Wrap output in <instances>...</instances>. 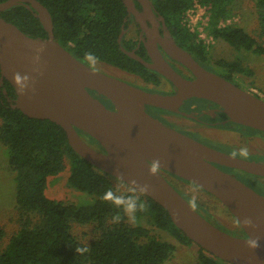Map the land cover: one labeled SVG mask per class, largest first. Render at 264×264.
I'll return each instance as SVG.
<instances>
[{
  "label": "water",
  "instance_id": "obj_1",
  "mask_svg": "<svg viewBox=\"0 0 264 264\" xmlns=\"http://www.w3.org/2000/svg\"><path fill=\"white\" fill-rule=\"evenodd\" d=\"M125 0L128 11L145 23L147 15L157 20L151 0ZM18 4L36 11L48 38L33 37L0 14L1 84L5 78L14 84L13 73L35 78L34 94L20 95L15 106L31 117L50 119L68 134L73 149L93 165L131 185L149 183L146 195L163 205L174 223L195 243L232 264H264V195L221 168L217 163L264 175V163L251 161L200 141L171 127L146 110V105L198 118L181 106L187 99L203 98L217 103L233 121L264 131V98L241 87L224 75L205 67L190 51L169 37L162 43L170 56L183 63L194 74L180 73L158 48L151 52L152 61L135 49L123 50L131 57L168 78L177 90L162 93L147 90L96 68L89 69L72 52L56 40L54 21L47 6L39 0H6L0 12ZM126 29L120 35L122 43ZM39 62L33 57L41 44ZM158 47V46H156ZM38 68L39 71H33ZM90 90L107 97L115 105L110 108ZM226 123V121H224ZM81 129L104 148L91 145ZM159 159L158 174H148V163ZM163 171L170 172L205 189L221 200L247 233L237 236L221 229L173 185ZM133 187V186H132ZM251 219L254 227L243 223ZM259 238V247L251 249L247 240Z\"/></svg>",
  "mask_w": 264,
  "mask_h": 264
},
{
  "label": "trees",
  "instance_id": "obj_2",
  "mask_svg": "<svg viewBox=\"0 0 264 264\" xmlns=\"http://www.w3.org/2000/svg\"><path fill=\"white\" fill-rule=\"evenodd\" d=\"M39 1L52 14L56 40L76 58L83 61L84 54L90 51L99 61L135 74L145 82L161 83V73L131 57L122 48L133 50L136 47L126 34L122 43L119 41L130 23L125 0ZM202 1L210 16V34L228 41L237 50L264 53L262 44L244 27L232 23L222 25L232 16L236 0ZM255 1L264 29V0ZM152 2L154 11L164 19L177 44L207 67L205 62L209 58V49L183 23L185 12L193 6L194 0ZM0 14L33 37L49 36L36 11L26 4H18ZM136 52L146 58L140 50ZM221 65L229 68L228 72L221 74L232 81L233 72L243 69L240 61H222ZM1 76L0 66V142L8 148L10 164L17 172V202L24 221L7 246L2 245L6 231L0 225V264H163L175 251L176 244L155 234L145 222L167 231L182 243L194 242L174 223L169 211L148 195L141 197L149 205L148 211L137 212L135 224L129 223L122 213L123 218L113 222L118 210L102 199L105 191L111 188L117 194H140L77 153L60 124L50 119L31 117L15 106L17 89L7 78L1 84ZM204 100L208 102L207 99L201 102ZM194 102L197 100L189 101L186 110L191 111ZM68 160L71 163L69 184L93 195L91 202L78 204L48 196L49 177L63 171ZM120 183L126 187L122 188ZM73 222L95 224L97 237L90 243L79 239L73 232ZM77 247H87L88 251L80 255L75 251ZM200 248L202 252L196 264H232L202 246Z\"/></svg>",
  "mask_w": 264,
  "mask_h": 264
},
{
  "label": "rangeland",
  "instance_id": "obj_3",
  "mask_svg": "<svg viewBox=\"0 0 264 264\" xmlns=\"http://www.w3.org/2000/svg\"><path fill=\"white\" fill-rule=\"evenodd\" d=\"M258 10V4L255 0H236L231 16L233 19L232 24L244 27L264 47V29L261 19L259 18ZM126 30V38L129 39L134 33L131 32L129 28ZM208 49V69L221 74L229 71V68L221 65L222 61H240L243 65V69L233 72L234 82L264 98V53H255L245 49L240 51L234 48L228 41L218 38ZM94 68L107 74L117 76L132 84L153 89L145 86L147 82L141 77L108 63L99 61ZM165 88H169V86L167 85ZM158 90L164 91V89ZM189 101L190 99H187L182 106L186 105ZM212 116L214 118L223 117L215 112L212 113ZM168 117L171 122H164L165 124L216 148H224L222 146L224 144L218 142L220 141L230 145H241L250 150H264V132L261 130L249 127L248 129L250 131L246 130L245 132L243 126L240 124H235L236 127L229 124L223 126H206L203 123L195 121V119L187 118L182 115L170 114ZM86 140L94 147L101 149L96 141L90 139ZM70 174L71 163L68 160L67 166L63 171L49 177V185L46 191L48 196L67 202H76L78 204L91 202L94 198L93 195L81 191L69 184ZM16 175L17 172L10 164L8 148L0 142V225L3 226L6 231V235L2 242L4 246L9 244L11 238L22 227L24 221L17 202ZM171 178L173 185L192 204L193 201H195V207L197 209L199 207L206 216L219 223L216 224L218 227L230 234L243 236L241 224L238 219L221 200L190 181L178 176ZM120 186L122 188L126 187L121 183ZM32 215L33 214H29V216ZM145 223L152 228L155 234L176 244L175 251L163 264L197 263L202 252V249L197 243H182L172 237L167 231L157 228L151 223ZM73 224V232L75 235L87 243L92 242L98 235L95 224H82L79 222H73Z\"/></svg>",
  "mask_w": 264,
  "mask_h": 264
},
{
  "label": "flooded vegetation",
  "instance_id": "obj_4",
  "mask_svg": "<svg viewBox=\"0 0 264 264\" xmlns=\"http://www.w3.org/2000/svg\"><path fill=\"white\" fill-rule=\"evenodd\" d=\"M152 4H153V2H152ZM136 5L141 12L145 11L142 3L139 0H136ZM153 7H154V5H153ZM128 28L130 29L131 32L134 33V35L131 38H129L128 40H130L132 45L136 44V47L134 49L140 50L144 54V56L146 58H148L147 60L152 61L153 57L151 55V52L154 51V48H158L160 50V52L162 53V55H164V57L180 73H182L184 76H186L188 78L194 77L193 72L188 67H186L183 63H181L180 61H178L175 58H173L172 56H170L168 54V52L165 50V48L163 47L162 43L163 42L167 43L168 39H170L169 37L173 38L175 41H176V39L168 31L167 26L165 24V21L162 17H159L157 15V20L154 21V20L150 19L149 15H147V17L145 19V23H144V21L143 22L139 21L138 18L134 14H130V23H129ZM156 46H158V47H156ZM144 49L146 51H144ZM205 64L208 66L209 63L206 61ZM166 84L169 86V88H165L167 86ZM145 86H148L149 88H153V89H148V88L144 87L147 90H151V91H155V92H162V93H172V92H175L177 90V87L175 86V84L173 82H171L165 76H163V79H162L160 84L157 85L154 83H148L147 82V84H145ZM155 89H157V90H155ZM158 89H164V91H159ZM90 91L92 92V94L97 99H99L106 106L113 108V109L115 108V105L107 97L101 95L100 93H98L94 90H90ZM202 99L203 98H191L190 99V101H196L197 100L196 103L192 104V110L189 112L194 113L195 115L198 116V118L189 117V116H186V115L181 114V113L173 112V111L167 110L165 108L152 106V105H146V110L149 113H151L154 117H156L159 120H161L162 122H166V123L171 122L169 120L168 115L174 114V115H182V116L187 117V118L195 119V121L203 123L206 126H223V125L229 124V125H234L236 127L235 124L239 125V123H236L233 121H228L229 116L222 110V108L217 103H214V102L209 101V100H208V102H206V100H204V102H201ZM185 106L186 105L182 106L181 108L183 110H186ZM186 111H188V110H186ZM213 112L218 113V115L223 116V117L222 118H214L212 116ZM224 121H226V123H224ZM240 125H242V124H240ZM242 126H243V129L245 130V132H246V130H249L248 129L249 126H245V125H242ZM78 130L80 131V133L82 134V136L85 139L94 140L93 137L90 136L85 131H83L81 129H78ZM194 133H196V132H194ZM218 142L221 144H224V145H222L224 148H219L223 151L229 152L231 154H233L235 152V153H237L236 156H239V157L251 160V161L264 163V150H261V149L250 150L249 148L247 149L241 145H237V144L236 145H230V144H227L224 142H220V141H218ZM241 149H246V151H247L246 156L239 155ZM217 164L221 168H223L224 170L233 174L234 176H236L237 178H239L240 180H242L243 182H245L246 184H248L249 186L254 188L256 191H258L259 193L264 195V175L255 174V173L246 171V170L241 169V168L230 167V166H226V165L219 164V163H217ZM163 172L166 175V177L173 183L171 177H175L176 175L172 174L170 172H167V171H163ZM204 216H206V214H204ZM206 217L209 220H211L213 223H215V224L218 223L217 221L210 219L208 216H206ZM241 232H242L243 236H247V233L245 232V230L243 229L242 226H241Z\"/></svg>",
  "mask_w": 264,
  "mask_h": 264
},
{
  "label": "clouds",
  "instance_id": "obj_5",
  "mask_svg": "<svg viewBox=\"0 0 264 264\" xmlns=\"http://www.w3.org/2000/svg\"><path fill=\"white\" fill-rule=\"evenodd\" d=\"M45 48V44H41L40 48L37 50V55L33 57V63L37 64L39 62V52L43 51ZM83 62L89 69H92L99 62V58L95 56L92 52H86L83 57ZM33 71H39L38 68H34ZM13 81L16 85L18 92L20 95H25L29 90H31L34 94V84L35 78L31 77L29 74L21 75L19 72L13 73ZM233 155H237V153H233ZM239 155L246 156V149H241ZM161 166V161L159 159L152 160L148 163V174L150 176H155L158 174V171ZM132 191L138 192L139 196H130L117 194L111 188L107 189L102 197V199L112 204L118 211L113 216V222H119L123 217H127L129 223L135 224L137 222V212H147L149 205L145 200L141 199L142 196L146 195L151 191V185L149 183L138 184L136 180H132L131 182ZM193 206H195V201H193ZM123 214V217L121 215ZM243 223L247 226L254 227L251 219L245 218ZM259 238L257 239H249L247 240V246L251 249H256L259 247ZM76 253L83 255L88 251L87 247H77L75 249Z\"/></svg>",
  "mask_w": 264,
  "mask_h": 264
},
{
  "label": "built area",
  "instance_id": "obj_6",
  "mask_svg": "<svg viewBox=\"0 0 264 264\" xmlns=\"http://www.w3.org/2000/svg\"><path fill=\"white\" fill-rule=\"evenodd\" d=\"M232 17L222 22V25L232 23ZM210 16L207 11V6L202 0H194V4L189 8L184 15L183 23L192 32L197 34V40L204 43L208 48L215 43L216 37L209 33L208 26Z\"/></svg>",
  "mask_w": 264,
  "mask_h": 264
}]
</instances>
